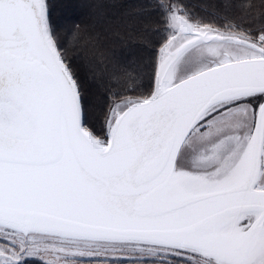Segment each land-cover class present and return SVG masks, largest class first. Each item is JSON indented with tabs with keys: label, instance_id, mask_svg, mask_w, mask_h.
I'll return each mask as SVG.
<instances>
[{
	"label": "snow or ice",
	"instance_id": "snow-or-ice-1",
	"mask_svg": "<svg viewBox=\"0 0 264 264\" xmlns=\"http://www.w3.org/2000/svg\"><path fill=\"white\" fill-rule=\"evenodd\" d=\"M158 8L98 133L47 0H0V264H264V28Z\"/></svg>",
	"mask_w": 264,
	"mask_h": 264
},
{
	"label": "trees",
	"instance_id": "trees-1",
	"mask_svg": "<svg viewBox=\"0 0 264 264\" xmlns=\"http://www.w3.org/2000/svg\"><path fill=\"white\" fill-rule=\"evenodd\" d=\"M180 2L206 22L219 24L229 19L257 32L264 28V0ZM47 3L57 41L80 84L85 117L99 133L108 97L128 86L129 73L138 78L135 87L145 93L150 90L163 32L159 0H47ZM89 108L95 110L91 117H87ZM115 264H133V260H117Z\"/></svg>",
	"mask_w": 264,
	"mask_h": 264
},
{
	"label": "rangeland",
	"instance_id": "rangeland-1",
	"mask_svg": "<svg viewBox=\"0 0 264 264\" xmlns=\"http://www.w3.org/2000/svg\"><path fill=\"white\" fill-rule=\"evenodd\" d=\"M95 110L94 109H91V108H89L88 109V114H87V117L89 116V117H91V116H93L95 113ZM106 112V111H105ZM104 117H105V114H104V116H103V120H102V124L104 123ZM92 122V120H89V122ZM90 122V123H91ZM92 124V123H91ZM102 128H103V125H102V127H101V129L100 130H102ZM118 260H127V258L126 259H124V257H121V258H119Z\"/></svg>",
	"mask_w": 264,
	"mask_h": 264
}]
</instances>
